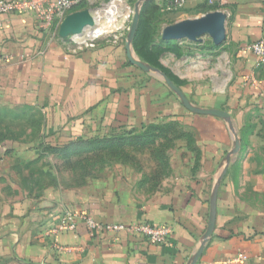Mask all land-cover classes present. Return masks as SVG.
<instances>
[{"label": "crops", "instance_id": "1", "mask_svg": "<svg viewBox=\"0 0 264 264\" xmlns=\"http://www.w3.org/2000/svg\"><path fill=\"white\" fill-rule=\"evenodd\" d=\"M209 7L206 0H186L184 9L174 13L185 20L224 12L226 42L220 49L207 46L198 52L187 49L179 58L176 52L166 57L180 80L173 83L194 106L224 110L241 126L246 110L264 108V63L249 49L264 39V0H217ZM124 24L109 28L93 47L81 48L72 39L40 29L32 13L2 17L0 127L8 128L1 131L12 137L13 126L38 115L41 132L35 138L20 134L21 145L7 139L0 146V160L22 155L31 149L25 144L40 138L48 145L65 144L178 119L197 129L205 171L149 201L131 197L130 186L119 177L109 184L90 182L34 197L12 186L14 198L0 201V264H190L212 214L214 228L196 264L234 259L232 264H264V207L245 209L252 205L240 198L252 185L254 171L247 160L261 154L248 151L243 165L236 166L242 152L232 156L224 120L192 114L161 79L128 63ZM256 174L253 179L264 172ZM4 187L0 184V192ZM66 210L88 211L107 224H169L174 233L169 244L152 245L126 232L91 233L79 221L76 232L50 236L55 216Z\"/></svg>", "mask_w": 264, "mask_h": 264}, {"label": "rangeland", "instance_id": "2", "mask_svg": "<svg viewBox=\"0 0 264 264\" xmlns=\"http://www.w3.org/2000/svg\"><path fill=\"white\" fill-rule=\"evenodd\" d=\"M138 1L141 0H108L87 4L85 9H90L97 18L99 28L94 29L95 32H108L109 28L124 21L126 37L134 5ZM154 2L159 7V12L152 18V26L155 28L153 36L156 39L160 37L164 27L182 20L179 18V13L164 11L161 0ZM106 8L112 14L115 10V14L111 16L109 13L106 14ZM208 41L210 39L203 36L195 43L180 42L175 50L177 54L175 57H181L187 49L198 52L199 49L206 47ZM151 52L144 62L163 72L167 77L169 73L173 80L168 78L172 82L180 83L173 62L166 57L169 52ZM172 71L176 76L171 73ZM21 115H24V112H21ZM30 118L33 120L26 124L25 119ZM30 118L26 117L18 125L13 126L14 132L10 134L12 137L3 135L1 130L7 129L8 126L3 127L2 124L0 146L6 145L4 142L7 139L16 145H21L22 143L18 142L20 134L27 135L28 138L38 137L41 132V120L38 115ZM229 120L230 127L227 122L225 123L229 138L232 139L231 151L236 138L239 142L238 152H242L235 160L236 166L243 165L241 163L245 161L244 154L253 151L261 155L255 157L253 155L247 163L251 161L250 166L255 174L259 171L264 172L263 105L255 110H246L241 126L231 115ZM1 123L3 122L0 121ZM28 130L31 132L27 133ZM198 139L197 129L186 121L178 119L158 121L139 129L95 135L89 139L65 144L48 145L40 138L36 143L25 144L31 149L22 155H8L1 158L0 184L4 183L5 189L0 192V201L13 199L18 190L20 193L22 191L34 197L33 195L44 190L64 191L83 187L90 182L109 184L117 177L130 186L131 197L149 201L154 195L169 193L181 179H194L201 170L205 171L201 163L202 149ZM235 155L237 154H232ZM229 164L230 160H226L224 167H228ZM254 173L250 176L252 185L246 186V190L243 194L241 192L240 196L241 201L252 205V207H244L250 210L264 207V175L261 176L263 179L260 176H255L256 179H253ZM7 183H11V186L6 185ZM12 186H17L18 189L13 190Z\"/></svg>", "mask_w": 264, "mask_h": 264}, {"label": "built area", "instance_id": "3", "mask_svg": "<svg viewBox=\"0 0 264 264\" xmlns=\"http://www.w3.org/2000/svg\"><path fill=\"white\" fill-rule=\"evenodd\" d=\"M108 0H0V24L2 17L5 15H24L32 13L38 22V26L42 30L52 32L57 35V26L72 9L85 2L86 4H94L96 2H106ZM217 0H206L208 6L213 7ZM186 0H161V7L169 13L182 11L185 7ZM57 23L56 29L54 25ZM98 27L86 29L82 35L71 37L74 43L81 48H91L94 41L105 34L104 31L94 33L92 31ZM93 34L90 36V33ZM250 51L258 59L264 63V39H261L249 47ZM54 224L50 227L48 234L56 238L65 233H74L78 227L79 221L82 222L91 233L96 232H126L132 236H139L146 239L152 245H166L174 233V229L169 224H153L149 222H133V223H102L90 212H73L66 210L54 218ZM245 259V258H241ZM234 260H227L223 264H232Z\"/></svg>", "mask_w": 264, "mask_h": 264}, {"label": "water", "instance_id": "4", "mask_svg": "<svg viewBox=\"0 0 264 264\" xmlns=\"http://www.w3.org/2000/svg\"><path fill=\"white\" fill-rule=\"evenodd\" d=\"M143 1L141 0L135 3L132 12L130 25L125 38V54L129 64L137 67L144 73H149L155 77L161 79L164 84L176 95L181 105L189 112L202 115L221 118L231 126L230 114L224 110L219 109H206L194 106L189 99L183 94L181 89L177 87L163 72L158 71L154 67L139 60L133 51V41L139 26L140 9ZM226 22L227 17L224 12L211 11L207 12L201 17L194 19H185L174 24L168 25L161 30L160 38L164 41H178V42H191L195 43L203 36H207L214 46H222L226 42ZM97 24V18L90 9H82L67 14L62 20L59 21L57 26V36L61 39H69L71 37L80 36L88 29L95 27ZM239 149V142L234 138V148L231 154H236ZM226 174V168H224L219 175L215 189L213 192V201L216 197V189L219 182ZM214 216L209 217L207 229L203 235V238L199 244L198 249L194 253L190 264H196L198 258L203 252L204 246L212 234L214 228Z\"/></svg>", "mask_w": 264, "mask_h": 264}, {"label": "trees", "instance_id": "5", "mask_svg": "<svg viewBox=\"0 0 264 264\" xmlns=\"http://www.w3.org/2000/svg\"><path fill=\"white\" fill-rule=\"evenodd\" d=\"M86 6L87 4L85 2H81L80 4L75 6L71 11L74 12L77 10H82L85 9ZM209 8L212 9L213 7H209ZM158 10L159 7L154 2V0L144 1L140 9L139 26L133 41V50L143 62L144 61L146 62V60L148 59L147 55H149L151 51H155L157 53L160 52L175 53L177 45L180 43L178 41H173V40L164 41L160 37L156 39L154 38L153 33L155 31V28H153L152 26L153 23L152 18L156 16V13L159 12ZM56 26L57 23H55L54 29H56ZM207 46L210 49H220V47L214 46V44L211 41H208L206 43V47ZM150 54H152V52ZM167 75L171 80H173L172 76L169 73H167Z\"/></svg>", "mask_w": 264, "mask_h": 264}, {"label": "bare ground", "instance_id": "6", "mask_svg": "<svg viewBox=\"0 0 264 264\" xmlns=\"http://www.w3.org/2000/svg\"><path fill=\"white\" fill-rule=\"evenodd\" d=\"M107 9V8H106ZM103 10V9H102ZM101 11V10H100ZM105 12V11H104ZM106 14H110V16L111 15H114L115 14V10L113 11V13L114 14H112V12L111 11H109L108 9L106 10V12H105ZM101 15V14H100ZM101 16H99V18H100ZM100 19H98V21H99ZM97 28H99V27H96L95 29H97ZM92 31H94V33H98V32H95V30L93 29ZM93 34V32L92 33H90V36Z\"/></svg>", "mask_w": 264, "mask_h": 264}]
</instances>
